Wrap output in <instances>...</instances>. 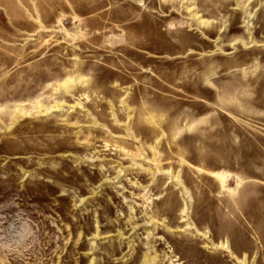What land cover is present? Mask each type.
<instances>
[{
	"label": "rangeland",
	"instance_id": "374dc122",
	"mask_svg": "<svg viewBox=\"0 0 264 264\" xmlns=\"http://www.w3.org/2000/svg\"><path fill=\"white\" fill-rule=\"evenodd\" d=\"M0 264H264V0H0Z\"/></svg>",
	"mask_w": 264,
	"mask_h": 264
},
{
	"label": "bare ground",
	"instance_id": "6f19581e",
	"mask_svg": "<svg viewBox=\"0 0 264 264\" xmlns=\"http://www.w3.org/2000/svg\"><path fill=\"white\" fill-rule=\"evenodd\" d=\"M144 263V262H143Z\"/></svg>",
	"mask_w": 264,
	"mask_h": 264
}]
</instances>
